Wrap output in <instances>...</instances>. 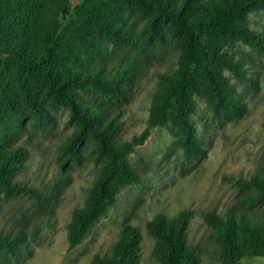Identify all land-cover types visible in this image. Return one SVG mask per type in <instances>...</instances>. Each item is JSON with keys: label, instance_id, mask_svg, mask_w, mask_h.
<instances>
[{"label": "trees", "instance_id": "obj_1", "mask_svg": "<svg viewBox=\"0 0 264 264\" xmlns=\"http://www.w3.org/2000/svg\"><path fill=\"white\" fill-rule=\"evenodd\" d=\"M75 1L81 2L70 9ZM258 11L264 13V0H0V192L28 193L40 211H49L51 197L13 180L28 157L14 138L27 124L49 123L50 108L67 106L76 130L62 153L77 157L91 137L92 156L101 163L83 206L73 211L67 225L69 248L79 245L108 215L118 193L142 182L128 156L145 142L149 128L168 127L185 154L192 156L201 152L190 120L196 109L194 96L204 95L210 109L227 121L244 114L245 105L234 97L224 71L243 76L232 52L235 41L264 53V37L248 27L249 15ZM133 12L145 18L139 36L125 20V14ZM162 29L173 39L177 67L159 75L149 128L121 142L119 118L84 94L105 102L125 96L132 81L129 69L108 68L103 46L138 51L140 43L151 42ZM238 184L253 190L242 198L249 210L264 208V165L259 174ZM192 218L193 212L184 210L147 222L156 239L153 256L161 264H200L197 248L187 242ZM203 219L213 230L220 264L264 257V210L252 218L231 208L224 216L206 212ZM140 240L138 229L124 225L111 255L95 257L91 264H141ZM6 243L0 237V246Z\"/></svg>", "mask_w": 264, "mask_h": 264}, {"label": "rangeland", "instance_id": "obj_2", "mask_svg": "<svg viewBox=\"0 0 264 264\" xmlns=\"http://www.w3.org/2000/svg\"><path fill=\"white\" fill-rule=\"evenodd\" d=\"M80 2H73L70 9ZM125 20L139 36L145 23L141 13L125 14ZM248 27L264 37V13L250 14ZM139 45L142 49L138 51L109 43L103 46L108 68L129 69L132 81L125 96L105 102L84 94L119 118L121 142H129L149 128V108L159 75L170 74L177 67L178 52L165 29L151 42ZM232 52L243 76L228 71L224 75L234 97L244 103V114L227 121L210 109L204 95L194 96L196 109L190 120L201 152L192 156L185 154L180 139L168 127L149 128L148 138L128 156L142 182L124 187L108 215L73 248L67 241V225L73 211L83 206L101 167L91 153L93 138L87 139L75 158L62 153L76 130L67 106L50 108L52 120L47 124H27L14 138V144L23 146L28 157L13 180L51 197L49 211H40L28 193L0 192V237L7 241L0 246V264H91L95 257L111 255L124 225L141 234L139 262L161 264L153 256L156 239L148 232L147 222L157 215L169 218L184 210L193 212L187 242L197 248L200 264H220L219 246L203 214L224 216L234 208L236 213L255 218L264 210H249L242 198L253 190L238 184L259 174L264 165V53L242 41L233 43ZM240 264H264V257L243 258Z\"/></svg>", "mask_w": 264, "mask_h": 264}]
</instances>
